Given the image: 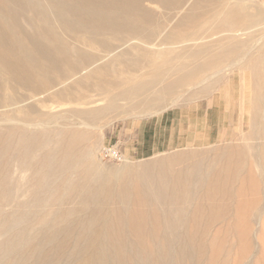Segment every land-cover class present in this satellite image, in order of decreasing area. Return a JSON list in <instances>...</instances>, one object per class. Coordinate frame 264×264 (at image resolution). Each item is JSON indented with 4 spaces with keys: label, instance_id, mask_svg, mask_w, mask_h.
<instances>
[{
    "label": "bare ground",
    "instance_id": "bare-ground-1",
    "mask_svg": "<svg viewBox=\"0 0 264 264\" xmlns=\"http://www.w3.org/2000/svg\"><path fill=\"white\" fill-rule=\"evenodd\" d=\"M248 9L246 0H0V264H46L45 248L63 249L68 238L81 242L73 264L200 261L208 246L194 243L211 226L190 223L221 219L244 224L213 237L259 238L264 6ZM242 69L253 110L241 142L138 169L107 171L97 160L102 122L174 107ZM97 91L103 98L86 94ZM14 253L19 261L4 260Z\"/></svg>",
    "mask_w": 264,
    "mask_h": 264
},
{
    "label": "rangeland",
    "instance_id": "rangeland-1",
    "mask_svg": "<svg viewBox=\"0 0 264 264\" xmlns=\"http://www.w3.org/2000/svg\"><path fill=\"white\" fill-rule=\"evenodd\" d=\"M246 2L249 7L248 11L251 13L254 12L256 6H264V1L261 0H246ZM150 51L154 52L153 49H150ZM171 51L173 52L171 55L174 56L180 52V49L175 47ZM226 66L227 63L222 64L216 71L224 69ZM115 68L114 71L116 72L111 74L112 78L117 81V84H121L124 78L127 77V74L124 73L125 71L123 72L121 66ZM149 70L150 68L144 65L135 73V76L143 75L149 72ZM222 77L224 79L213 85L206 93H203L199 97H192V100L190 99L187 102H179L174 107L168 105V107L158 111L152 109H136L128 114L121 113L111 120L102 122L109 125L104 130L98 132L99 135L97 138L99 140L95 141L97 160L99 159V163L107 171L119 169L124 165L138 169L143 167V165L170 159L182 153H206L211 150L223 148L232 143L241 142L243 135L249 131L250 116L253 110V106H251L253 94L251 92L252 83L250 80V71L247 69L235 70L230 76L224 75L223 73ZM208 85H210V82L196 88L194 86H185L181 95L184 94L187 97L190 93L200 91ZM124 87L126 86H122V88L116 87L114 93H118ZM86 94L92 100L103 98L102 92L100 91L88 92ZM170 99L171 97H165L168 103H170ZM117 103L120 108L127 104L124 101H118ZM102 104L101 102L100 105ZM138 127L143 129L140 136L136 132ZM142 144L143 146L141 147ZM108 145H114L120 149L125 158L121 163L107 161L102 158L101 150ZM136 145L142 148L139 155L128 151ZM153 148L158 150L152 153ZM22 199L26 200V197ZM259 208L260 205L258 204L257 206L251 205L248 216H252ZM11 211L12 207H6L5 212ZM194 224L211 226L208 231V237L199 241L197 240L194 243L198 245L204 242L207 244L208 250L200 261H198L199 259L196 260L199 256H195L194 260H191L189 256H185L181 264H210V262H212L211 264H264V216L262 226L257 224L253 226V229L258 231L259 238L256 239L254 237L249 243L241 241L231 235H227L225 238L213 237L220 230L224 232L229 225L244 223L221 219L217 222L190 223V225ZM62 237L64 236H60L61 240L67 238ZM62 241H64L63 243L65 245V247L62 245L64 252L61 249L62 247L51 248L53 250L49 247L45 248V254L48 255L46 256V260L43 261L44 263L48 264L52 260L50 264L74 263L73 261L76 258L74 244L77 240L75 238H68ZM78 242L79 244H75L76 247L81 245L80 240ZM69 244L71 246H66ZM57 248L59 249L57 250ZM22 249L24 250V247ZM22 249L20 250L21 252ZM50 250L52 252H49ZM60 252L62 253L60 254ZM71 252H74L72 253L73 255ZM19 256L20 253L6 255L4 260L17 262L19 261ZM168 264H175V262Z\"/></svg>",
    "mask_w": 264,
    "mask_h": 264
},
{
    "label": "built area",
    "instance_id": "built-area-1",
    "mask_svg": "<svg viewBox=\"0 0 264 264\" xmlns=\"http://www.w3.org/2000/svg\"><path fill=\"white\" fill-rule=\"evenodd\" d=\"M101 156L104 160L118 162V163H121L125 159L120 149L114 145H108L103 147L101 150Z\"/></svg>",
    "mask_w": 264,
    "mask_h": 264
},
{
    "label": "crops",
    "instance_id": "crops-1",
    "mask_svg": "<svg viewBox=\"0 0 264 264\" xmlns=\"http://www.w3.org/2000/svg\"><path fill=\"white\" fill-rule=\"evenodd\" d=\"M142 130L143 129H141L140 127H138L137 129H136V132L138 133V136H140V134H141V132H142ZM143 146V144L141 145V147ZM139 145H136V146H133L131 149H129L128 151H130V153L132 152L133 154H136V155H139L140 154V150H142V148H141ZM158 149H156V148H153L152 149V153L153 152H156ZM189 154H191V153H182V154H179V155H189ZM196 154H199V153H195V155ZM178 158H181V159H184V158H182V157H179L178 155L177 156H174L173 158H170V160H177ZM188 161H186V163H187ZM181 164V163H180ZM177 166V165H176ZM175 166V167H176ZM180 166V165H179ZM178 167V166H177Z\"/></svg>",
    "mask_w": 264,
    "mask_h": 264
}]
</instances>
